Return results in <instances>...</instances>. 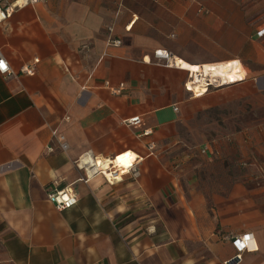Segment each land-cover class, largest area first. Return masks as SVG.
<instances>
[{"label":"crops","instance_id":"obj_1","mask_svg":"<svg viewBox=\"0 0 264 264\" xmlns=\"http://www.w3.org/2000/svg\"><path fill=\"white\" fill-rule=\"evenodd\" d=\"M262 29L264 0H44L0 22V264H225L244 235L240 264H264ZM179 60L244 77L196 96ZM237 103L254 124L191 144L196 112ZM129 152L113 183L94 166ZM52 188L78 204L59 211Z\"/></svg>","mask_w":264,"mask_h":264},{"label":"built area","instance_id":"obj_2","mask_svg":"<svg viewBox=\"0 0 264 264\" xmlns=\"http://www.w3.org/2000/svg\"><path fill=\"white\" fill-rule=\"evenodd\" d=\"M41 1H44V0H0V22H4L8 20L10 17H12V15L17 10L30 6V5H35ZM200 12H203V10H200ZM110 31H112V29H110ZM257 35L259 37L264 36V29L258 31ZM108 43L116 47L122 44L120 40H113V39H110ZM154 56L160 61H165V64L167 66H173V63H171L170 61L172 58V55L168 50L158 49L155 51ZM36 63L37 61H35L33 64L24 66L21 69V74H25L29 76L35 75ZM13 74H14V71L12 70V67L8 59L6 58V56L4 55V53L2 52L0 48V75L11 76ZM190 79H191V76H190ZM191 83H194V80L190 81L187 84V88L194 95L199 96L200 94H203L201 91L196 92L194 90H191L189 86V84ZM210 83L212 84V82ZM221 83H223V81ZM206 85L207 87H209L210 84H206ZM111 89L114 94H119L120 92V89H117V88H111ZM125 123L128 126H139L142 123V119L140 116H135V117H132L126 120ZM151 133L152 132L150 130H146L144 132V135L149 136L151 135ZM53 135L54 137L57 138L58 142L61 145V148L63 150H66L68 148V144L65 141V137L63 135L58 134L57 130L53 131ZM148 146L151 151H153L156 147L154 142L150 143ZM201 151L202 153H206L208 151V148L207 147L203 148ZM116 159H118V157ZM109 172H110L109 174H106L103 170H99V173L103 174L106 177L108 182L113 183L117 181L118 180L117 170L114 169V170H110ZM48 199L55 205V207L59 211L71 209L74 206H76L79 202L78 195L75 193V191H73L70 188H65L61 190L57 188L49 189ZM233 242L237 246L238 254L235 256V258L229 261H226L225 264H240L243 260L242 253L251 249L252 238H251V235L237 236L233 238Z\"/></svg>","mask_w":264,"mask_h":264},{"label":"rangeland","instance_id":"obj_3","mask_svg":"<svg viewBox=\"0 0 264 264\" xmlns=\"http://www.w3.org/2000/svg\"><path fill=\"white\" fill-rule=\"evenodd\" d=\"M196 57L199 59L202 58V56L199 55H196ZM221 63L224 62L209 64L217 65ZM199 75L202 76V74ZM207 79L208 81H205V85L211 84L210 82H212V85L221 83L217 78H215L217 81L215 79H212L211 81V77H208L205 80ZM196 87L202 88L204 85L201 86V83H196ZM246 106L248 105L237 103L228 108H214L207 111L196 112L194 117L188 120L185 125V129L191 126V130L186 131V133H190V137H193L191 144L199 146V144L201 145L204 143V139L206 138L213 140L218 147H223L219 142L227 136L224 134L229 131L240 132L242 129H247L249 128L248 126L255 123L257 111L250 109V107L247 109L245 108Z\"/></svg>","mask_w":264,"mask_h":264},{"label":"bare ground","instance_id":"obj_4","mask_svg":"<svg viewBox=\"0 0 264 264\" xmlns=\"http://www.w3.org/2000/svg\"><path fill=\"white\" fill-rule=\"evenodd\" d=\"M177 62H178V65H180L187 71H190L192 72V74H194V83L191 84L194 87H190V88L191 90H194L196 92H200V91L203 92L208 89L207 85H205L206 83L205 81H208V79L207 80L205 79L208 77H211V81L212 79L214 80L215 78H217V80L219 79L218 81H221V82L223 81L224 83H234V82H237L243 79L244 77V73L242 71L241 65L238 62H233L228 65H217V66L216 65H211V66L206 65L204 67L191 66L181 60ZM199 74H202V76ZM195 83H201V86L204 85V87L202 88L195 87L196 86ZM92 160L93 159L91 158V161ZM134 160H135V155L129 152L124 155H121L115 161H105L104 162L100 160L98 161V164L97 163L95 164L94 162L93 164H95L94 166L97 167L98 170H103L106 174H109L110 170L116 169L117 171H119L122 169L129 168L134 163ZM118 179H121L120 176H118Z\"/></svg>","mask_w":264,"mask_h":264},{"label":"water","instance_id":"obj_5","mask_svg":"<svg viewBox=\"0 0 264 264\" xmlns=\"http://www.w3.org/2000/svg\"><path fill=\"white\" fill-rule=\"evenodd\" d=\"M200 77H201V76H200ZM226 84H228V83H224V82H223V83H220L219 85H226Z\"/></svg>","mask_w":264,"mask_h":264}]
</instances>
